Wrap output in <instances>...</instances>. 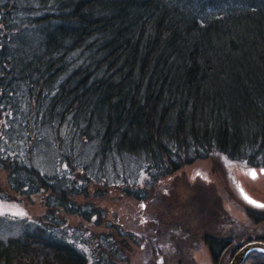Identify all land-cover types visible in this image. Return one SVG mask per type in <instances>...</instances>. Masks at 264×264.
Masks as SVG:
<instances>
[{"label":"trees","instance_id":"16d2710c","mask_svg":"<svg viewBox=\"0 0 264 264\" xmlns=\"http://www.w3.org/2000/svg\"><path fill=\"white\" fill-rule=\"evenodd\" d=\"M215 154L264 168V0H0V191L41 211L0 216V264H156L173 233L171 255L201 237L228 264L217 192L168 227L159 184Z\"/></svg>","mask_w":264,"mask_h":264},{"label":"rangeland","instance_id":"374dc122","mask_svg":"<svg viewBox=\"0 0 264 264\" xmlns=\"http://www.w3.org/2000/svg\"><path fill=\"white\" fill-rule=\"evenodd\" d=\"M250 169L255 170L257 173L254 179L248 175ZM262 169L264 168H250L247 167V165L241 164L239 162H231L223 155L221 156L219 154H215L209 159L197 160L190 165L180 168V170L176 171L175 176H178V178L177 181H174V183L172 181L174 179L171 176L168 178H162L159 184H164L163 188L165 197L169 202H171V206L166 210L165 213L167 216L166 225L169 227V219L172 214H177V211L187 208H190L192 211L194 205H199L197 192L189 202L190 205H180L177 204V202L181 201L182 197H184L187 193L192 195V192L195 191H198L199 193L202 192L200 188L202 189V185H205L217 192V196L221 199V202H223L225 212L227 215H229V217L225 219V223L220 225V229H224V232L232 230L234 235H240L238 237L239 239H242L243 243L248 241L247 237L264 235V221L255 225L251 221L252 218L249 216L248 212H245L246 208H250L251 210L255 211H264V208L257 207L254 204L249 203L243 198V195L241 194L242 189L243 194L247 195L251 200L256 201L258 204H264V173H262ZM197 173L200 175H197ZM185 183L187 185H185ZM188 183L190 185L192 184L191 187L188 185ZM172 188H174V191H171ZM210 189L205 191L209 192L208 190ZM178 195L180 197L176 198ZM2 196L3 195L0 191V216H3V220L8 221V223H5L2 226V229L9 230L12 228V226H14L11 225L10 222H12L15 217L21 216L17 215L18 212H23L24 215H27L31 219H33V216L41 212L38 201H35L32 206H27L24 202H20L19 199L17 202L14 197ZM106 205L121 211L122 214L127 213L128 210H131L132 208L130 205H122L121 202L118 204H111L107 202ZM185 220H187V223H195V219L192 221V218L190 217H187ZM155 223L157 224V222ZM159 230L160 229L157 228V231ZM165 233L166 232H162L159 234L161 239ZM177 237H179L178 234L173 233L171 243L172 239L173 242L176 243ZM152 238H154V241H156V247L155 249L151 248L149 251V255L147 256L148 262H151L153 259L156 264H213L208 248L205 242L202 241L201 237H199V241L197 243L191 245L188 238H183V241L181 242L182 245L184 243L187 245V247H189L185 250V253H188V250L192 249V256L194 257L193 261L190 260L188 256H184V250L181 253L171 255V243L168 246V243L161 244L157 237L153 236ZM237 241H239L238 238H236V242ZM172 259L176 260L171 262L170 260ZM141 263L142 259L138 251L135 250L130 255L128 264ZM144 263H146V261H144Z\"/></svg>","mask_w":264,"mask_h":264},{"label":"water","instance_id":"95a60500","mask_svg":"<svg viewBox=\"0 0 264 264\" xmlns=\"http://www.w3.org/2000/svg\"><path fill=\"white\" fill-rule=\"evenodd\" d=\"M251 250H259L264 253V241L262 240H248L243 243L237 251L233 254L228 264H240L246 257V254Z\"/></svg>","mask_w":264,"mask_h":264},{"label":"snow or ice","instance_id":"6c2138e0","mask_svg":"<svg viewBox=\"0 0 264 264\" xmlns=\"http://www.w3.org/2000/svg\"><path fill=\"white\" fill-rule=\"evenodd\" d=\"M262 173H264V169L261 170ZM197 175H200L199 173H197ZM248 175H250L253 179L256 177L257 173L255 172V170H249ZM241 194L243 195V198L248 201L251 204H254L257 207H261L264 208V204H258L256 201L251 200L247 195L243 194V190L241 189ZM145 207L144 205H141V208ZM17 215H21L23 216L24 213L23 212H18ZM143 223V221H141Z\"/></svg>","mask_w":264,"mask_h":264}]
</instances>
